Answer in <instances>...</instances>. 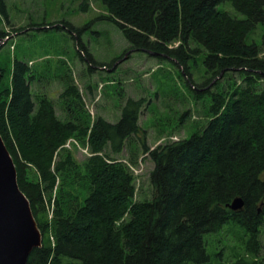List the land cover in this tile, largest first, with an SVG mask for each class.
Segmentation results:
<instances>
[{"label":"trees","instance_id":"16d2710c","mask_svg":"<svg viewBox=\"0 0 264 264\" xmlns=\"http://www.w3.org/2000/svg\"><path fill=\"white\" fill-rule=\"evenodd\" d=\"M8 1L0 0V19H8ZM100 1L130 50L183 68L195 98L208 95L209 118L188 137L150 148L138 123L141 98H127L115 122L62 120L47 96L33 98L28 62L13 58L9 84L0 87V136L42 234L26 264H211L225 256L220 242L230 227L243 241L227 264H264V0ZM225 3L242 16L221 9ZM198 57L208 73L199 83L188 69ZM61 96L81 103L74 85ZM131 134L154 165L150 199L134 200L135 177L117 159ZM73 137L87 141L88 188L67 210L62 184L77 162L64 145ZM237 196L243 206L232 210L227 204Z\"/></svg>","mask_w":264,"mask_h":264},{"label":"rangeland","instance_id":"374dc122","mask_svg":"<svg viewBox=\"0 0 264 264\" xmlns=\"http://www.w3.org/2000/svg\"><path fill=\"white\" fill-rule=\"evenodd\" d=\"M221 9L242 16L229 3L221 5ZM107 15L100 0H9L8 19H0V30L9 34L0 46V69L4 76L0 87L9 84L12 60L16 57L31 67L33 98L47 96L62 120L90 125L100 116L115 122L127 98H141L138 123L145 130L150 148L188 137L204 126L209 118L208 95L196 99L182 74L183 68L174 61L159 59L146 51L130 50L121 29ZM64 23L79 27L80 32L67 29ZM58 24L61 28L55 29ZM88 55L105 64H93ZM188 69L197 83L208 77L200 57ZM231 77L241 82L238 74L232 73ZM219 79L223 80L222 76ZM68 85L77 88L81 103L61 96ZM222 85L223 81L211 89ZM64 150L77 162L75 171L62 184L68 210L87 194L83 165L90 152L86 139L76 137L69 140ZM117 159L135 177L134 200L150 199L149 174L154 165L142 152L137 135L131 134L126 139ZM57 194L54 188L49 197L53 200ZM47 210L50 218L52 206ZM230 228L231 232L223 231L220 242L221 246H228L224 247L225 256L211 264H227L228 253L242 244V234ZM259 240V259L264 263V223Z\"/></svg>","mask_w":264,"mask_h":264},{"label":"water","instance_id":"95a60500","mask_svg":"<svg viewBox=\"0 0 264 264\" xmlns=\"http://www.w3.org/2000/svg\"><path fill=\"white\" fill-rule=\"evenodd\" d=\"M5 39L0 38V46ZM227 206L239 210L243 199L237 196ZM41 242L30 203L18 186L13 159L0 136V264H26L30 251Z\"/></svg>","mask_w":264,"mask_h":264},{"label":"built area","instance_id":"2783aa9c","mask_svg":"<svg viewBox=\"0 0 264 264\" xmlns=\"http://www.w3.org/2000/svg\"><path fill=\"white\" fill-rule=\"evenodd\" d=\"M68 142H69V140H68ZM68 142H67V143H68ZM67 143H66V144H67Z\"/></svg>","mask_w":264,"mask_h":264}]
</instances>
